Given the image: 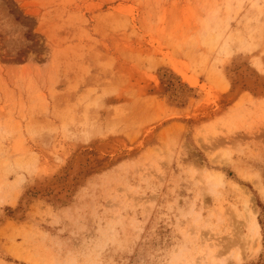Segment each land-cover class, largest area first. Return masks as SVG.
Returning <instances> with one entry per match:
<instances>
[{
    "label": "rangeland",
    "instance_id": "rangeland-1",
    "mask_svg": "<svg viewBox=\"0 0 264 264\" xmlns=\"http://www.w3.org/2000/svg\"><path fill=\"white\" fill-rule=\"evenodd\" d=\"M211 258L264 264V0H0V264Z\"/></svg>",
    "mask_w": 264,
    "mask_h": 264
},
{
    "label": "bare ground",
    "instance_id": "bare-ground-1",
    "mask_svg": "<svg viewBox=\"0 0 264 264\" xmlns=\"http://www.w3.org/2000/svg\"><path fill=\"white\" fill-rule=\"evenodd\" d=\"M205 258H208V257H205ZM207 264H215V261L211 258L210 261L208 260V263Z\"/></svg>",
    "mask_w": 264,
    "mask_h": 264
}]
</instances>
